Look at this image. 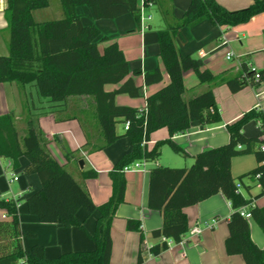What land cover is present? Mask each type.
Wrapping results in <instances>:
<instances>
[{"label":"trees","instance_id":"1","mask_svg":"<svg viewBox=\"0 0 264 264\" xmlns=\"http://www.w3.org/2000/svg\"><path fill=\"white\" fill-rule=\"evenodd\" d=\"M63 17L55 20L36 21L33 12L49 6V0H7L5 18L10 33L8 54L0 56V82H15L21 86L34 83L40 96L52 103H64L71 96H86L93 100L94 114L102 138L93 149L101 150L120 137L129 138L131 146L116 161L110 171L112 194L108 200L95 204L88 190L80 184L65 165L60 164L47 148L46 140L38 121L29 115L27 127L20 135L12 112L0 115V157L19 167V158L28 162L27 174H36L40 188L26 198L27 210L44 223H58L65 227L84 228L76 214L85 209L89 214L97 213L95 228L89 236L95 243L92 250L66 251L49 258L45 247L34 243L23 246V238H35L36 234L20 225L18 203L15 199L0 197V207L7 217L0 220V264H111V223L119 204L125 201L127 181L124 168L137 161L155 162L161 148L168 144L175 152L185 154L173 136L185 133L193 121L204 126L222 122L217 105L214 86L227 84L232 92L247 86H257L264 79V68L253 69L242 59L241 71L229 76L214 74L203 68L190 54H182L176 44L177 31L193 27L207 20L214 26L233 27L264 13V0H253L246 8L229 10L217 0H190L180 18L173 15L172 4L164 0H144L159 7L166 27L157 30L159 56L170 77L169 82L154 94L146 97L145 106L135 108L118 105V94L131 97L141 95L131 77L129 62L116 41H110L93 24L85 25L77 7L85 5L92 9L98 19H112L132 14L140 27L141 0H59ZM99 42H108L103 49ZM193 70L200 83L209 87L200 94L185 100L183 73ZM134 75H143L144 84L163 80L160 68L143 72L133 70ZM256 74L259 79H256ZM109 84H118L106 90ZM255 120L264 131V109L253 108L235 121L226 124L229 141L221 146L208 148L194 156L188 167L158 165L150 170L148 205L160 211L162 226L152 232L154 238H162L149 248L158 256L169 247V241L179 243L189 231L184 208L201 202L217 193H222L233 209L229 220V235L225 241L229 255L240 254L245 264H264V248L257 246L250 235L248 219L241 215L240 208L250 206L249 212L264 233V206L252 205L264 195V134L246 136L243 126ZM129 122L122 134L117 133L119 122ZM166 127L169 138L158 141L152 149L146 142L152 132ZM64 150L67 159L75 157V151ZM253 154L257 165L238 177L231 173L233 157ZM84 179L94 178L97 172L88 169L81 172ZM245 178H254L260 184L254 196H245L238 184ZM127 229L145 236L138 220L128 219ZM136 264H146L144 250L140 248Z\"/></svg>","mask_w":264,"mask_h":264},{"label":"crops","instance_id":"2","mask_svg":"<svg viewBox=\"0 0 264 264\" xmlns=\"http://www.w3.org/2000/svg\"><path fill=\"white\" fill-rule=\"evenodd\" d=\"M217 1L229 10H238L253 2V0ZM164 3L172 4L174 17L180 18L190 0H164ZM6 5L7 0H0V56L8 54L10 33L5 18ZM46 8L33 12L36 21L63 17L62 7L60 17L54 19L48 18L44 11ZM76 10L85 25H95L101 35L118 43L129 62L131 77L138 86H141L139 97L118 94L115 98L116 103L135 108L144 107L146 97L157 92L170 80L159 56L157 30L166 27V21L159 7L153 5L147 9V15H150L151 19L145 20L144 26L140 25V27L132 14H124L112 19H98L92 9L85 5L78 6ZM262 18L264 13L252 17L247 24L233 27L214 26L204 20L191 28L179 29L175 41L182 54L192 55L203 68L209 69L214 74L223 72L229 76L238 74L241 71L242 59H245L249 65L262 69L264 68V19ZM107 43L99 42V48L103 49ZM229 54L231 58H228ZM137 68L143 72L160 68L163 80L146 85L143 75L133 74V70ZM183 81L185 100L209 87L207 83L199 82L193 70L183 73ZM118 86V84H109L105 88L110 91ZM213 90L221 113L220 124L204 126L200 121H193L185 133L173 136V141L185 154L174 151L176 155H166L161 148V155L157 161L141 160L140 167L124 171L127 181L125 201L117 207L111 223V264H136L140 248L144 250L146 264H245L240 254L229 255L226 252L225 241L229 235L228 220L233 209L230 201L222 193L185 207L189 231L182 241L179 243L169 241L168 249L158 256H153L149 252L152 245L162 241V238L152 236V232L162 226V215L160 211L151 209L148 205L151 168L158 165L190 166L198 153L229 141L226 124L235 121L253 108L264 109V82L257 86H247L238 92H232L225 83L214 86ZM8 112L14 114L15 125L20 135L25 132L29 115L35 118L51 154L88 190L94 203L101 204L109 199L112 194L110 171L127 148H130L131 143L128 137L123 136L101 150L93 149L94 146L101 144L102 138L94 114L93 100L90 97L71 96L64 103L58 104L40 96L34 83L21 86L15 82H0V115ZM116 130L117 133L122 134L125 131V124L119 122ZM243 133L246 136L260 134L259 123L255 120L246 123L243 126ZM167 138L169 131L166 127H162L151 133L146 145L148 149H152L156 142ZM63 147L75 151V157L67 159ZM80 160H83V166L80 165ZM27 162V158L22 156L19 158V167L14 168L9 159L0 157V197L17 201L21 227L36 234L35 238L24 237L23 246L29 248L34 243H40L44 245L45 254L49 258L57 257L66 251L94 249L95 243L89 233L94 231L97 213L89 214L85 209H80L76 217L84 225V228H81L44 223L28 212L26 198L31 192L40 188L41 182L36 174L24 172ZM256 165L253 154L236 156L231 160V173L233 177H238ZM88 169H94L97 176L84 179L81 172ZM15 177L17 180L14 179ZM239 188L249 197L259 192L260 184L254 178H245ZM254 204L263 207L264 195L255 199L252 205ZM250 206L244 207L245 210L249 212ZM5 218H8L7 212L0 207V220ZM128 219L140 221L144 240H140L139 232L127 229ZM248 222L253 242L264 248V233L261 228L252 218H248ZM194 228L200 229V232L191 233Z\"/></svg>","mask_w":264,"mask_h":264},{"label":"built area","instance_id":"3","mask_svg":"<svg viewBox=\"0 0 264 264\" xmlns=\"http://www.w3.org/2000/svg\"><path fill=\"white\" fill-rule=\"evenodd\" d=\"M152 6H153L152 3L146 4L144 0L140 1L141 26H144L145 20H150L151 19V16L147 15V9L151 8ZM228 58H231L230 54L228 55ZM253 69H255V67H253ZM256 79H259V75L258 74H256ZM262 82H264V79L261 81V83ZM128 127H129V122L127 121L125 123V130L128 129ZM261 131H263L262 128H261ZM263 134H264V131H263ZM140 165H141V162L137 161V162L131 164L130 166L125 167L124 171H129V170L133 169V167L134 168H138V167H140ZM14 179L17 180V177H15ZM238 187H240V184H238ZM240 213H241L242 216H244L247 219L251 218L250 212L246 211L244 207L240 208ZM197 232H200V229L194 228V229L191 230V233H197Z\"/></svg>","mask_w":264,"mask_h":264},{"label":"rangeland","instance_id":"4","mask_svg":"<svg viewBox=\"0 0 264 264\" xmlns=\"http://www.w3.org/2000/svg\"><path fill=\"white\" fill-rule=\"evenodd\" d=\"M248 6H246V7H248ZM246 7H242V8H246ZM242 8H239V9H242ZM44 11H46L45 13L47 14L48 18H51V19L59 18L60 17V12H61V6H60L59 0H49V7H47L46 9H44ZM261 14L262 13H260V15ZM257 15H259V14H257ZM257 15H255V16H257ZM262 19H264V18H262ZM250 21H251V19L249 21L244 22V23H241V24H247ZM162 152H163V154H166V155L167 154L168 155H173V156L176 155V154H174L175 153L174 150L169 145H164L162 147ZM18 202H21V201H18Z\"/></svg>","mask_w":264,"mask_h":264},{"label":"water","instance_id":"5","mask_svg":"<svg viewBox=\"0 0 264 264\" xmlns=\"http://www.w3.org/2000/svg\"><path fill=\"white\" fill-rule=\"evenodd\" d=\"M80 165L83 166V160H80Z\"/></svg>","mask_w":264,"mask_h":264}]
</instances>
